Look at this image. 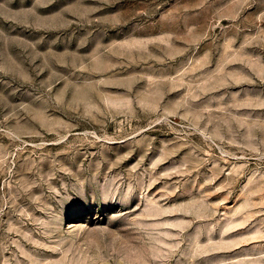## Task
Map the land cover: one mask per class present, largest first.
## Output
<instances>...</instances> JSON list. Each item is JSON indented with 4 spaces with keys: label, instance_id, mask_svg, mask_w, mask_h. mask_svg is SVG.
Instances as JSON below:
<instances>
[{
    "label": "rangeland",
    "instance_id": "1",
    "mask_svg": "<svg viewBox=\"0 0 264 264\" xmlns=\"http://www.w3.org/2000/svg\"><path fill=\"white\" fill-rule=\"evenodd\" d=\"M0 264H264V0H0Z\"/></svg>",
    "mask_w": 264,
    "mask_h": 264
}]
</instances>
